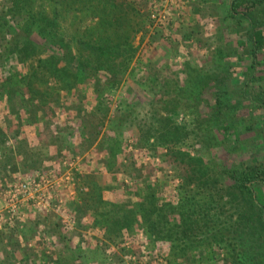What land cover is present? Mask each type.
<instances>
[{"label": "trees", "instance_id": "16d2710c", "mask_svg": "<svg viewBox=\"0 0 264 264\" xmlns=\"http://www.w3.org/2000/svg\"><path fill=\"white\" fill-rule=\"evenodd\" d=\"M55 3L52 8L51 0H0V150L12 140L0 168L9 175V164L34 170L43 161L87 152L107 121L106 92L118 88L129 66L137 64L126 84L127 98L117 108L122 111L114 115L118 131L131 128L137 143L166 147L181 170L182 194L174 206L165 204L148 185L144 206L129 207L117 218L118 228L110 229L115 237L139 230L146 244L166 243L169 249L149 260L141 251L136 261L134 251L123 254L137 264H264V0H222L216 44L207 49L209 66L197 71L193 86L177 93L165 90L163 80L158 87L154 77L147 79L152 62L142 61L145 48L139 53L130 40L139 31L161 39L181 21L154 20L152 0ZM208 5L216 15L217 4ZM82 9L99 13L89 31L62 26L64 18ZM189 32L194 37L192 28ZM184 70L183 80L189 79ZM145 80L154 85L148 91ZM190 108L191 130L198 131L200 143L192 155L172 147L184 129L177 118ZM54 120L63 126L59 136L51 128ZM46 142L57 147L59 157L34 154V147ZM119 143L113 138L107 145L113 163L123 151ZM215 146L224 158L211 156ZM198 193L204 206L193 198ZM75 212L86 213L78 204ZM57 238L65 249L38 256L40 264H95L101 256L96 246L79 253L63 235ZM193 247H200L198 255ZM15 251L4 248L6 264L29 263L28 250L19 260Z\"/></svg>", "mask_w": 264, "mask_h": 264}, {"label": "rangeland", "instance_id": "374dc122", "mask_svg": "<svg viewBox=\"0 0 264 264\" xmlns=\"http://www.w3.org/2000/svg\"><path fill=\"white\" fill-rule=\"evenodd\" d=\"M51 2L54 8L57 4L55 0ZM215 3L218 6L215 10L217 14L211 16L210 12L213 8H209L208 4L214 6ZM152 4L154 20H168L174 17V22L182 23H177L167 33L164 31L165 35L161 39H151L150 33L143 35L142 31L133 33L130 43L133 47H139V53L145 48V52L140 54L143 57L142 61L152 62L151 64L149 62L152 71L146 76L147 79L154 77V84L158 87L164 81L163 88L169 92L177 93L179 88L187 91V87L193 86L197 71L209 66L211 61L207 49H212L216 44L217 19L219 14L224 13L222 0H152ZM98 14L92 13L89 9H82L74 14L72 12L64 18L62 26L69 31L77 29L80 34L86 33L89 27L97 24ZM261 18L264 20V14ZM191 28L194 37L188 36ZM97 29L96 27L94 31ZM136 66L137 64L129 66L118 88L106 92V107H103L102 112H106L107 121L96 142L87 152L75 155L69 160L61 159L62 162L61 160H52L49 163L43 161L34 170L23 169L20 162L15 164L14 169H11L13 164H9L7 167V170L11 171L9 175L5 173L6 169L0 168V261L2 264H6L4 248L16 249L14 255L17 260L22 256L23 250H28L31 254L30 261L21 264H40L36 260L38 256L49 257L54 252L59 253L65 249L64 243L58 240L57 235H63L68 244L79 253H91L90 251L96 249V246L101 256L95 264L103 257L107 259L106 264H130L133 258L124 255L123 251H134L135 255L131 256H134L136 261L140 251L146 258L144 260H147L153 259L155 255L163 256V253L169 249L166 243L146 244L145 241L140 240L139 230L115 237V232L110 229L118 228L117 218L129 207L144 206L150 192L148 185L156 189L157 199L165 204L174 206L182 194V189L179 187L181 170L176 166L166 147L158 143L154 146L137 143L136 135L131 128H122V132L118 131L120 129L118 118L114 115H119L122 111L119 109L117 111V108L121 100L126 97V84L131 80L130 73L132 69L136 70ZM183 70L190 73L189 79L183 80ZM150 83L149 80H145L144 88L147 91L154 86ZM191 110V108L185 109L177 118V123L184 125V129L177 135L172 147L176 151L189 152L192 155L199 149L200 143L198 131H192L194 128L190 126L194 119ZM110 119L113 124L108 123ZM51 128L57 136L63 131V126L55 120L51 123ZM113 138H118L121 150L123 148L122 154L114 163L110 161L107 151V145ZM10 147L12 140L0 150V158L4 156L1 154L5 153L8 156L9 153L11 154ZM218 149L220 150L216 146L211 149V156L224 158L223 150L221 149L220 152ZM33 152L45 157L55 154L58 156L57 147L49 145L48 142L41 149L34 147ZM64 156L63 152L61 158ZM110 165L111 168L108 169ZM26 178L35 182L41 180L40 178L46 181L44 183L41 181L40 184L46 185V194L52 196V206L49 211L35 207L32 199L11 200L13 193L9 190L14 189L13 185L18 181ZM70 192L74 194L70 195ZM99 192H102V195ZM193 192L192 189L190 193ZM193 198L204 206L203 194L198 193ZM77 204L85 210L84 215L78 216L75 212ZM198 210L200 211L199 208ZM106 226L109 231L105 230ZM79 237L80 240H84L83 243ZM199 248L193 247L190 250L198 255ZM143 262L142 260L141 264H147ZM131 264L137 263L133 260Z\"/></svg>", "mask_w": 264, "mask_h": 264}, {"label": "built area", "instance_id": "2783aa9c", "mask_svg": "<svg viewBox=\"0 0 264 264\" xmlns=\"http://www.w3.org/2000/svg\"><path fill=\"white\" fill-rule=\"evenodd\" d=\"M41 180H28L22 179L14 184V189H10L9 192L13 193L11 200H31L33 201V205L37 208L43 209L44 211H49L51 205V194H46V188L41 186V181L46 182L43 178ZM72 179V178H71ZM70 195L74 194L73 192L69 193ZM72 199V198H71ZM69 220V219H68ZM70 222V220H69ZM68 225V224H67ZM66 225V226H67Z\"/></svg>", "mask_w": 264, "mask_h": 264}]
</instances>
